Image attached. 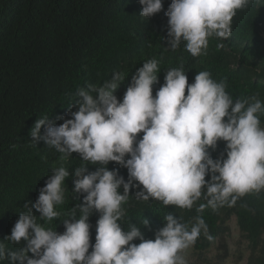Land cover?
<instances>
[{"label": "clouds", "instance_id": "1", "mask_svg": "<svg viewBox=\"0 0 264 264\" xmlns=\"http://www.w3.org/2000/svg\"><path fill=\"white\" fill-rule=\"evenodd\" d=\"M250 3L171 0L164 11L167 47L174 51L183 43L193 57L206 54L210 38H229L233 18ZM139 4L140 16L146 19L164 8L162 0H139ZM160 62L153 57L136 69L122 101L115 93L126 77L114 71L101 86L89 84L71 94L75 99L56 117L62 123L57 125L47 114L39 116L29 131L30 141L43 142L62 160L77 153L84 163L71 173L63 164L51 170L38 198L25 202L27 211L19 213L11 234L4 238L23 246L14 251L0 241V261L189 264L187 251L200 236L213 239L201 215L205 208L233 206L247 195L264 192V101L259 93L234 99L226 90V79L216 80L210 71L201 70L189 83L181 66L167 68L154 96ZM219 141L225 148L214 159L211 153ZM109 162L126 168L127 179L119 169L110 170ZM88 165H95V170ZM70 176L71 190L82 201L67 212L62 220L65 231L60 233L46 225L61 216L57 206L65 201L64 184ZM134 188L139 189L134 193L137 200L186 210L196 206L197 215L186 222L169 211L155 238L145 239L142 227L150 228L148 218L142 227L136 223L122 227L123 205ZM198 201L203 203L197 205ZM94 212L99 218L91 244L89 217ZM136 239L138 244L133 243Z\"/></svg>", "mask_w": 264, "mask_h": 264}, {"label": "trees", "instance_id": "2", "mask_svg": "<svg viewBox=\"0 0 264 264\" xmlns=\"http://www.w3.org/2000/svg\"><path fill=\"white\" fill-rule=\"evenodd\" d=\"M162 3L163 10L146 19L140 16L139 0H0V241L7 248L15 251L23 246V242L10 243L4 238L11 234L19 213L27 211L25 202L34 203L38 198V189L51 170L63 164L71 173L84 163L77 153L62 160L43 142H31L29 135L41 114L50 115L57 125L62 123L56 117L67 111V103L75 99L71 94L78 88L89 84L99 87L114 71H120L126 78L115 95L122 101L136 69L155 57L161 61V70L159 83L153 86L154 96L164 83L167 68L183 66L189 83L199 71L208 70L214 79H226V90L234 99L259 93L264 101V0H251L239 10L230 37L210 38L206 54L199 57L191 56L183 43L174 51L167 47L163 37L168 17L164 11L171 0ZM261 119L264 123V117ZM224 148L225 142L219 141L211 153L213 158ZM88 168L95 170V165ZM108 168L119 169L127 179L126 168L115 162H109ZM64 187L65 201L57 206L61 216L46 225L60 233L65 231L62 220L67 212L82 201V196L76 199L71 190V176ZM137 190H130L129 200L123 205L122 227L130 223L142 227L141 222L148 218L150 228L142 227L145 239L155 238L169 211L186 222L197 215L196 206L186 210L155 200H137ZM119 191L123 192L122 186ZM201 215L213 239L201 235L192 247L200 260L225 263L230 254L228 220L235 217L240 237L246 242L245 264H264V192L247 195L233 206L205 208ZM98 218V212L89 217L91 244L95 243ZM212 248L216 251L208 258ZM243 255L240 252L238 259Z\"/></svg>", "mask_w": 264, "mask_h": 264}, {"label": "rangeland", "instance_id": "3", "mask_svg": "<svg viewBox=\"0 0 264 264\" xmlns=\"http://www.w3.org/2000/svg\"><path fill=\"white\" fill-rule=\"evenodd\" d=\"M228 226H229V233L227 241L229 243L230 247V254L225 260L224 264H245V258L247 250H245L246 242L242 240L240 237L239 229L235 222V217H231V219L228 220ZM216 249H211L209 252V255H206L208 258H210V255H213L215 253ZM221 252V251H220ZM242 252L243 258H239V253ZM187 258L189 261V264H214L215 261H212V263L203 262L202 259L200 260L194 253L193 249L190 248L187 251ZM202 258V257H201Z\"/></svg>", "mask_w": 264, "mask_h": 264}]
</instances>
